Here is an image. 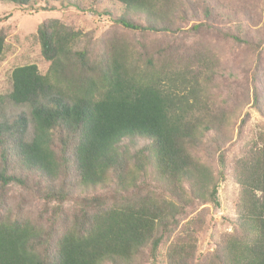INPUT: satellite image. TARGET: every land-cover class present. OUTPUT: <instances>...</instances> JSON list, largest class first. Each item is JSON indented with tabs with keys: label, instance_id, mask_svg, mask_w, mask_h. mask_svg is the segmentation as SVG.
<instances>
[{
	"label": "trees",
	"instance_id": "obj_1",
	"mask_svg": "<svg viewBox=\"0 0 264 264\" xmlns=\"http://www.w3.org/2000/svg\"><path fill=\"white\" fill-rule=\"evenodd\" d=\"M64 1L94 11L105 0ZM115 1L123 10L100 36L43 20L49 70L11 72L7 97L30 117L0 119V264H264V127L229 159L244 100L232 87L220 97L235 69L210 38L256 56L247 74L264 117V15L253 0ZM6 38L0 26V57ZM228 179L227 228L200 255Z\"/></svg>",
	"mask_w": 264,
	"mask_h": 264
},
{
	"label": "rangeland",
	"instance_id": "obj_2",
	"mask_svg": "<svg viewBox=\"0 0 264 264\" xmlns=\"http://www.w3.org/2000/svg\"><path fill=\"white\" fill-rule=\"evenodd\" d=\"M257 4V10L264 15V0H253ZM123 6L115 0L103 1L94 11L79 10L68 5L64 0H51L47 4L44 0L39 1L33 8L19 7L9 1L0 0V26L6 30V46L0 57V119H9L17 117L20 114H26L30 117L29 105H17L10 101L7 94L12 88L11 72L16 66L26 64H36L41 73L45 74L49 70L50 63L47 62L41 53V44L38 37V26L47 18H59L66 22L73 23L83 32L93 31L96 36L105 33L112 26V18L119 15ZM113 13L111 16L109 13ZM211 42L216 46L223 65L234 67V73L226 72L220 79L219 93L220 97L225 98L229 93L230 87L233 90L240 91L243 97V111L239 112L233 118L230 127L233 136L234 145L229 150V159L234 157L242 145L250 141L257 131L264 127V117H262L252 105L253 89L250 85V76L247 74V68H252L256 62V56L245 49L234 50L231 43L222 39H217L210 35ZM262 62L264 63V46L261 48ZM264 91V86H262ZM241 120H245L238 136V126ZM242 125V123H241ZM33 125L30 124L29 136H32ZM13 194L19 191L13 188ZM238 194V185L231 179L223 181L219 185L220 205L211 208L213 213L212 229L205 235L200 236V255L207 254L212 250L211 234L213 229H226L227 223L224 216L231 213L236 203ZM27 206L36 211L42 207L39 198H26Z\"/></svg>",
	"mask_w": 264,
	"mask_h": 264
}]
</instances>
